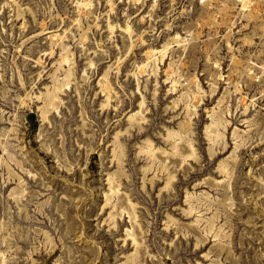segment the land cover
Here are the masks:
<instances>
[{
    "label": "rangeland",
    "instance_id": "374dc122",
    "mask_svg": "<svg viewBox=\"0 0 264 264\" xmlns=\"http://www.w3.org/2000/svg\"><path fill=\"white\" fill-rule=\"evenodd\" d=\"M241 1L0 0V264H264V0Z\"/></svg>",
    "mask_w": 264,
    "mask_h": 264
},
{
    "label": "bare ground",
    "instance_id": "6f19581e",
    "mask_svg": "<svg viewBox=\"0 0 264 264\" xmlns=\"http://www.w3.org/2000/svg\"><path fill=\"white\" fill-rule=\"evenodd\" d=\"M241 3L243 4L242 12H245L244 19H250V14L249 13H246V12L248 11L247 9H249V8L252 7V3L250 2V0H243V1H241ZM90 6H91L90 3L85 4V7H90ZM225 12L227 13V10ZM220 19L221 18H219L218 20L217 19L216 20L213 19V23L212 24L214 26H216L217 28H219L220 26H222V24H225L224 21L222 19L221 20ZM112 29L115 30L114 27ZM125 31H126V33H128L131 36V38L133 37V31L131 30L130 27L128 29H126ZM52 38L54 39V38H59V37L53 36ZM186 42H189V40L183 39L179 35L176 36L173 39V44H176L181 49H184V45H185ZM171 45L172 44H169V43L166 44V45H164L163 49L161 51H159V52L157 50H151V51H149L147 53V61H146L147 63H145L142 66L141 65L139 66L140 73L141 74H145L147 72V69L150 67V70L153 68V74L157 78L158 77V70H159V66H160V64L158 65V62L159 61L161 62V60H159L157 58V56L160 54L161 55V58H162V61H163L166 58L167 54L169 52H171ZM64 63H69V62L67 60H64L62 62V65ZM174 64L175 63H171L170 64V68L167 71V76L169 77L168 78L169 80L171 79V75L174 73ZM247 74L251 75L250 72H247ZM104 80H106L105 81V87L104 88L109 93L108 101L110 102L111 99H112L110 93H112L113 88L110 85V82L108 81V74L105 76V79ZM54 82H55L54 90H53V92H51V93L48 92L47 95H45L47 97V100L45 102L44 107L41 110L42 111V117H43L44 120H47V117H48V115L50 113V109L56 108V102H58V101L61 100V97H60L61 96V93L64 92V88L65 87L62 86L61 81L59 80L58 77H56V79L54 80ZM172 83H173V87L176 88L179 85L180 81L179 80H176V81H172ZM192 83L198 89H201L200 88V83H199L197 77L194 76ZM68 84H70V83H68ZM203 95L204 94H202V96L195 95L194 96L195 103H198V104L201 103L202 100L204 99V96ZM144 105H145V102L142 101L141 104H140V106H139V111L136 113V115H133L131 117V120L132 121H137L138 122V121H144L145 120V118L143 116V113H142V110L144 108ZM109 106H110V104L105 105V107H109ZM218 106H220V104ZM219 125H220V123L216 119H214V121H212L211 126H209V128H207V130L210 129V132L208 131V133H214L215 134L214 137L216 139H221L223 137V135L221 133H219L217 129H215ZM189 128H190V125L189 124H184L182 126V128H181V133H183V131L184 132H187V130L189 131ZM178 135H180L179 132L178 133H172V132H170L168 134L169 138H171L173 136H178ZM148 143H149V146H150V150H149L148 153H150L152 155V157H154L156 159L160 158V157H157L154 154V150H152V144L150 142H148ZM238 147H240V146H238ZM164 154L166 155V152L165 151H163L161 153V156L164 155ZM187 154H190V152H187ZM190 157H194V154L191 153V155L187 156V158H190ZM229 166H230V164L228 162H222L221 165H220L221 174L225 175L226 178L228 177V179H229L228 180V183H229V181L231 179L230 178L231 177V173H229V170H228L229 169ZM167 168L168 167L165 166L164 169L167 170ZM174 179H175V172H170L169 171L168 182L166 184L165 189H167V188L169 189V187L172 185ZM228 187H229V185H228ZM228 187L226 186V190H228ZM118 189H119V186H115L112 189V191L114 192V194H117L119 192ZM109 201L111 202L112 199H110ZM127 203H130V201H124L125 208L123 206H121L120 208L117 209V213H112L111 219H113V221H115V217L116 216L122 217L123 216V213L124 212H127L130 215V218H131L133 224H135L136 219H137L135 209L132 208V207H128ZM193 211H194V209L192 208L190 214H192ZM210 230L212 232L213 229L211 228ZM191 231H192V233H194L195 235L198 236V233H197L196 230L191 229ZM127 233H128V238L131 237L132 238V242L134 243L135 246H137V251H136V256H135V258H137L139 256L138 247L141 245L140 244V240L138 239V237L135 236L134 232L131 234L130 231H128ZM215 238H219V233L215 235ZM204 242H205V240H202L200 243L203 245ZM212 252L213 251H211L210 253H212ZM209 254L207 255V257H209ZM143 255H144V253H143ZM126 264H135V259H128V262Z\"/></svg>",
    "mask_w": 264,
    "mask_h": 264
}]
</instances>
